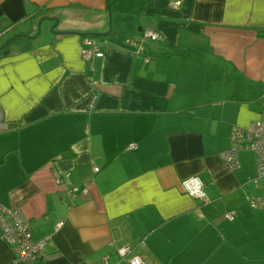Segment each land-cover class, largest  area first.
<instances>
[{"label": "crops", "instance_id": "crops-1", "mask_svg": "<svg viewBox=\"0 0 264 264\" xmlns=\"http://www.w3.org/2000/svg\"><path fill=\"white\" fill-rule=\"evenodd\" d=\"M146 28L162 40L137 52ZM0 31V204L46 238L34 264L123 246L150 264H264L254 153L235 170L219 155L264 106V0H0Z\"/></svg>", "mask_w": 264, "mask_h": 264}, {"label": "built area", "instance_id": "built-area-1", "mask_svg": "<svg viewBox=\"0 0 264 264\" xmlns=\"http://www.w3.org/2000/svg\"><path fill=\"white\" fill-rule=\"evenodd\" d=\"M176 7L178 2H174ZM7 31V30H6ZM0 31V37L6 32ZM162 36L152 29H144L140 37L129 38L127 43L135 51L141 52L145 50V44L148 42L161 41ZM96 39L86 37L82 41L80 51L81 58L92 62L96 58H101L103 53L99 51ZM230 139L233 147L230 150L221 152L220 158L226 168L235 170L238 168V152L241 150H250L255 156V176L253 181L264 178V106L260 113V118L252 122L246 128L234 126L231 129ZM135 148L134 144H130L127 149ZM94 172L98 169L94 168ZM59 182L58 179H56ZM183 190L191 197L205 201L202 193L203 184L197 177H189L181 182ZM76 188L71 187L70 192L73 196ZM80 195H85L86 190L82 188ZM247 203L252 209L264 208V197L248 196ZM228 220H233L232 214H226ZM62 222H58L55 229L60 228ZM0 236L2 240L11 247L13 257L9 264H34V262L43 255V247L46 238L41 240H32L31 228L29 221L22 214L20 209L6 208L0 204ZM142 245V242H141ZM117 259L109 261L103 258L92 264H150V261L144 259L139 254H134L133 250L128 246L120 247L116 250Z\"/></svg>", "mask_w": 264, "mask_h": 264}]
</instances>
